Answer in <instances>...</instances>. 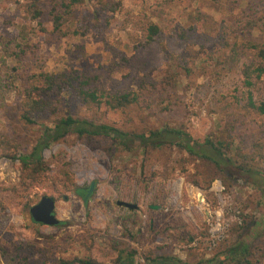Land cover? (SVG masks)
Returning <instances> with one entry per match:
<instances>
[{
	"label": "rangeland",
	"instance_id": "1",
	"mask_svg": "<svg viewBox=\"0 0 264 264\" xmlns=\"http://www.w3.org/2000/svg\"><path fill=\"white\" fill-rule=\"evenodd\" d=\"M50 1L40 0L33 18L31 0H0V254L115 264L133 251L139 264L147 255L198 264L240 239L264 264V113L244 107L239 74L255 59L245 45L264 46V0H82L59 30ZM152 25L158 33L149 43ZM40 72H68L88 80L84 89L135 92L138 100L112 111L54 94V113L27 124L24 90ZM253 95L264 103V73ZM68 114L125 132L180 128L196 144L224 136L233 141L227 156L254 172L224 175L177 148L124 151L107 138L90 144L70 134L42 150L44 172L28 185L18 158L43 126ZM92 181L83 202L75 191ZM42 196L55 199L61 224L32 222L27 208Z\"/></svg>",
	"mask_w": 264,
	"mask_h": 264
},
{
	"label": "trees",
	"instance_id": "2",
	"mask_svg": "<svg viewBox=\"0 0 264 264\" xmlns=\"http://www.w3.org/2000/svg\"><path fill=\"white\" fill-rule=\"evenodd\" d=\"M53 4V17L55 30H59L62 23L67 21L75 6L82 0H51ZM40 0H31L28 11L32 13L33 18L40 17L42 14L39 8ZM158 33V28L152 25L148 29V42L153 41V36ZM245 47L251 50L255 59L249 64H243L239 70L240 80L244 88L243 100L244 107L264 113V103L257 104L254 100L253 88L264 73V46L256 42H248ZM232 57V56H229ZM31 83L25 88V97L22 103L21 119L27 124H36L35 118L39 115L54 113V102L52 95H74L78 101L88 107L106 106L107 109L125 110L138 100L135 92L124 93L121 95H106L98 92L96 89H84L88 85L85 78L79 81L78 76L68 72L58 74L40 72L31 77ZM239 102V99H236ZM229 118V117H228ZM229 120V119H228ZM226 120L225 126L228 125ZM224 126V127H225ZM227 130L220 133L226 134ZM74 134L78 138L87 139L89 143H94V138L103 137L122 150L130 151L134 144H139L136 148L143 150H158L177 148L191 157H196L204 162L208 168L215 170L220 174L226 175L225 170L233 173L252 174L254 171L246 164H237L228 154L232 152L233 141H229L224 136L207 137L201 144L193 142L190 135L180 128L162 126L157 129L149 130L147 133L125 132L116 127L104 123H96L85 118L74 117L70 114L55 120L51 127L43 126V133L38 139L36 145L28 155L18 158L21 163V178L34 181L44 172L41 162V152L53 143H59L65 138ZM230 138V131L228 132ZM95 144V143H94ZM8 159H17L15 154L5 155ZM222 165L225 167L222 168ZM76 194L80 195L83 189H76ZM264 195V190L262 191ZM54 199V198H53ZM55 200V199H54ZM29 211V208H27ZM33 222V221H32ZM34 223V222H33ZM35 224V223H34ZM61 224V223H60ZM1 258L6 264H32L27 258H22L16 254H10L6 249H1ZM134 252H121L115 264H139L134 259ZM37 264H101L91 258L84 259H44ZM144 264H186L176 257H154L147 255ZM198 264H258L253 260L251 245L244 240H236L234 243L225 246V248L215 257L204 260Z\"/></svg>",
	"mask_w": 264,
	"mask_h": 264
},
{
	"label": "water",
	"instance_id": "3",
	"mask_svg": "<svg viewBox=\"0 0 264 264\" xmlns=\"http://www.w3.org/2000/svg\"><path fill=\"white\" fill-rule=\"evenodd\" d=\"M94 187H95V182L92 181L88 186L85 196L83 197V202H86L87 199L91 196ZM116 205L119 207L126 208L128 211L138 210V206L135 203L116 201ZM149 209L156 210L158 208L157 206L150 205ZM54 210H55V200L49 196H42L36 204L32 205L29 208V215L31 220L35 224H39L43 226H57L61 222L58 218H56L54 214Z\"/></svg>",
	"mask_w": 264,
	"mask_h": 264
},
{
	"label": "flooded vegetation",
	"instance_id": "4",
	"mask_svg": "<svg viewBox=\"0 0 264 264\" xmlns=\"http://www.w3.org/2000/svg\"><path fill=\"white\" fill-rule=\"evenodd\" d=\"M87 189H88V188H83V192H81L80 195H79V196L82 197V200H83V197H84L85 194H86Z\"/></svg>",
	"mask_w": 264,
	"mask_h": 264
}]
</instances>
